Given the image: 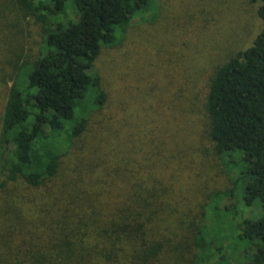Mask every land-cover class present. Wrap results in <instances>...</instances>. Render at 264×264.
<instances>
[{
	"label": "trees",
	"instance_id": "trees-1",
	"mask_svg": "<svg viewBox=\"0 0 264 264\" xmlns=\"http://www.w3.org/2000/svg\"><path fill=\"white\" fill-rule=\"evenodd\" d=\"M150 1L0 0V264H264V0L198 110L176 107L183 126L129 118L95 69ZM232 157L258 213L237 222L236 185L194 170Z\"/></svg>",
	"mask_w": 264,
	"mask_h": 264
},
{
	"label": "rangeland",
	"instance_id": "rangeland-1",
	"mask_svg": "<svg viewBox=\"0 0 264 264\" xmlns=\"http://www.w3.org/2000/svg\"><path fill=\"white\" fill-rule=\"evenodd\" d=\"M147 6L149 10L142 18L155 14L154 19H133L119 32L123 38L120 44L101 49L95 69L108 97H127L128 107L134 113L129 118L143 117L146 121L169 124L176 115L174 125L183 126L184 118L176 107L189 104L191 99L198 110L213 68L225 61L232 50L247 45L260 29L258 4L249 0H151ZM3 94L0 89V111ZM107 112L116 113L118 121L114 122L118 128L125 111L111 101ZM244 169L239 157H232L225 166L212 161L197 163L194 169L202 176L207 172L212 176V188L221 191L230 184L236 185L234 196L240 201L234 209L233 222L258 214L252 208L256 203L243 204ZM202 181H194L190 195L197 193L200 197L198 192L206 183ZM232 199L225 195L221 204H229ZM225 250L227 263H236V251L227 246Z\"/></svg>",
	"mask_w": 264,
	"mask_h": 264
}]
</instances>
